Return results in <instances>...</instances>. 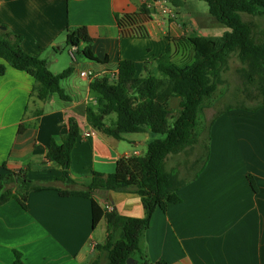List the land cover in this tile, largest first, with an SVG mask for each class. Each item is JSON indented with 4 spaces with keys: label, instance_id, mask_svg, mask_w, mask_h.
<instances>
[{
    "label": "crops",
    "instance_id": "1",
    "mask_svg": "<svg viewBox=\"0 0 264 264\" xmlns=\"http://www.w3.org/2000/svg\"><path fill=\"white\" fill-rule=\"evenodd\" d=\"M161 1L176 17L162 14L160 5H155L139 26L143 37L134 39L123 35L118 18L139 13L145 6L142 0H0V28L21 36L23 50L46 60L49 68L59 63L64 47L69 51L67 28H87L98 60L85 58L82 45L75 65H70L73 73L61 83L70 100L55 95L41 102L30 99L34 78L0 59L6 68L0 76V175L6 170H29V178L55 189L85 190L92 172L108 175L126 155L146 154L154 140L150 132L117 140L104 132L118 129L116 113H99L103 126L91 120L88 108L97 111V97L79 73L116 72L121 62L132 61L138 74L145 75L146 66L155 67L171 39L197 37L195 23L209 37L213 29L217 37L228 31L223 24H215L210 14L194 11L189 0ZM187 56L184 48H172L175 60ZM71 118L81 132L72 152L71 178L76 185L67 187L58 181L60 167L46 156L52 139L61 143L66 138ZM21 125L24 131L19 134ZM86 132L93 135L86 138ZM248 175L254 177L258 193ZM178 194L181 202L156 210L144 235L142 250L151 264H264V108L221 115L210 131L205 168ZM95 200L104 212L115 210L134 218L145 215L137 194L99 191ZM118 239L119 231L110 233L105 219L93 227L91 200L84 197H62L51 189L30 193L27 210L15 200L0 207V264H15V251L22 254L24 264L95 260L107 264L105 246Z\"/></svg>",
    "mask_w": 264,
    "mask_h": 264
},
{
    "label": "trees",
    "instance_id": "2",
    "mask_svg": "<svg viewBox=\"0 0 264 264\" xmlns=\"http://www.w3.org/2000/svg\"><path fill=\"white\" fill-rule=\"evenodd\" d=\"M71 1V0H64ZM175 3V0H170ZM207 3L209 14L217 22L228 28L220 37H192L171 39L166 52L157 58L155 67L148 69L145 75L138 74L137 66L132 61H123L119 67L116 82L108 78L97 79L90 84L91 91L97 97V111L88 108V115L98 126H103L99 113L112 111L117 115L118 129L105 128L106 135L122 140L124 135L150 132L162 136L149 142L147 152L142 156L121 159L117 162L114 173L92 172V180L85 190L55 189L44 181L29 178V170L6 172L0 175V207L10 201H17L27 210L30 193L44 190H56L62 197L79 196L91 200L93 227L105 219L110 233L119 231V239L111 240L105 246L108 254L107 264H126L129 258L138 253L141 264H151L142 250L145 233L150 229L156 210H164L168 204L181 202L179 191L195 181L205 168L209 158V144L205 152L192 163L197 173L190 178H180L178 174L166 168L169 156L178 155L200 143L201 116L206 108L214 106V96L224 84L223 74L229 71L230 61L236 56L243 65L245 91L257 104L248 107L244 104L226 106L212 119L210 131L216 120L232 110L255 112L264 108V32L254 20H264V0H199ZM150 9L143 6L139 13L118 18V24L124 36L139 39L143 37L139 26L149 18ZM0 28V59L12 68L32 76L35 85L30 99L48 102L53 96L69 101L70 97L62 88V81L73 73L70 67L60 74H54L46 60L26 53L22 48L23 38L12 33L5 26ZM66 44L76 47L77 53L91 61L92 39L86 27L76 30L67 28ZM180 47L187 51V57L175 60L172 48ZM147 65V64H146ZM6 68L0 65V76ZM254 90V93H251ZM246 92V93H247ZM179 99L180 111L172 116L170 101ZM174 119L173 127L169 119ZM24 131L21 125L18 133ZM80 127L75 119L68 120V134L61 143L51 140L46 159L60 167L62 174L58 181L67 187L76 185L71 178L72 152L80 138ZM248 181L255 193H258L256 181L248 175ZM133 193L140 196L145 210L143 218L120 215L117 211L104 212L95 200L97 192ZM15 254V264H24L22 254ZM88 264H100L95 260ZM156 264H167L164 261Z\"/></svg>",
    "mask_w": 264,
    "mask_h": 264
},
{
    "label": "rangeland",
    "instance_id": "3",
    "mask_svg": "<svg viewBox=\"0 0 264 264\" xmlns=\"http://www.w3.org/2000/svg\"><path fill=\"white\" fill-rule=\"evenodd\" d=\"M189 6L196 12H198L201 16H207L209 14V9L207 3L199 0H189ZM211 20L215 22V24H218L216 19L209 16ZM262 32H264V20L260 18L254 19ZM197 25V36L200 37H209L206 34H204L203 31H200V25L195 23V26ZM223 28L227 30V28L223 25ZM227 32V31H226ZM206 35V36H205ZM210 35H213V37H217L219 34L218 32L214 31V29L210 32ZM67 47H64L61 51L60 55V61L58 64H53L50 66V70L54 74H60L64 72L65 70L70 68V65H75L74 61L69 56ZM82 58V59H81ZM79 59L85 60L84 57ZM242 68L243 65L238 60L236 56H233L230 61V68L229 71L224 73L222 78L224 80V84L219 87V90L217 94L214 96V106L211 108H206L203 115L201 116V125L199 127V131L201 132L200 137V143L199 145L187 149L185 152L178 154V155H172L168 157V160L166 162V168L169 171H172L179 175L180 178L188 179L190 177H193L198 169L201 166V163L198 164L196 167H192V163L197 160L204 152L205 144H209L208 141V127L212 119L216 116V114L224 109L226 106H236V105H246L248 107L255 106L257 104L256 101H253L250 99L248 94L250 93V89L245 91V79L243 78L242 74ZM247 92V93H246ZM251 93H254V90H251ZM170 109L172 112V116H177L180 108H179V99H172L169 103ZM247 112V111H246ZM169 124L171 127L174 125V119H169ZM152 139H162V136L151 134ZM140 137V136H139ZM127 144L131 145L127 142ZM135 257L140 261V255L137 253ZM141 264V263H140Z\"/></svg>",
    "mask_w": 264,
    "mask_h": 264
},
{
    "label": "built area",
    "instance_id": "4",
    "mask_svg": "<svg viewBox=\"0 0 264 264\" xmlns=\"http://www.w3.org/2000/svg\"><path fill=\"white\" fill-rule=\"evenodd\" d=\"M143 4L147 7V8H152L155 5H160V12L164 15H168L171 18H175L176 17V13L173 12V10H171L169 7H167L166 5H163V2L161 0H142ZM76 53H77V48L76 47H71L69 48V56L71 57V59L76 62ZM118 76H119V71L116 72H105L103 74H99L96 73L94 71H81L79 73V77L80 80L83 82H87V83H92L93 81L97 80V79H102V78H108L111 82H116L118 80ZM93 134L90 132H86L84 133V137H91ZM137 156L136 154H128L125 156L126 159L132 158ZM110 207H108L109 209Z\"/></svg>",
    "mask_w": 264,
    "mask_h": 264
},
{
    "label": "water",
    "instance_id": "5",
    "mask_svg": "<svg viewBox=\"0 0 264 264\" xmlns=\"http://www.w3.org/2000/svg\"><path fill=\"white\" fill-rule=\"evenodd\" d=\"M1 29L4 30L5 28L2 27ZM126 264H138V262L134 258H129Z\"/></svg>",
    "mask_w": 264,
    "mask_h": 264
}]
</instances>
